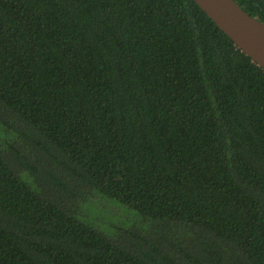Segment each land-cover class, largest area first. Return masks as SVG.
Returning a JSON list of instances; mask_svg holds the SVG:
<instances>
[{"label":"trees","instance_id":"16d2710c","mask_svg":"<svg viewBox=\"0 0 264 264\" xmlns=\"http://www.w3.org/2000/svg\"><path fill=\"white\" fill-rule=\"evenodd\" d=\"M0 264H264V69L193 0H0Z\"/></svg>","mask_w":264,"mask_h":264},{"label":"water","instance_id":"95a60500","mask_svg":"<svg viewBox=\"0 0 264 264\" xmlns=\"http://www.w3.org/2000/svg\"><path fill=\"white\" fill-rule=\"evenodd\" d=\"M232 40L264 69V23L247 14L234 0H193Z\"/></svg>","mask_w":264,"mask_h":264}]
</instances>
